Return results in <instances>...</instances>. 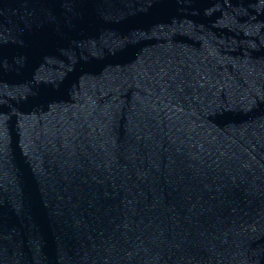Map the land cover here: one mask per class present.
I'll use <instances>...</instances> for the list:
<instances>
[{
    "label": "water",
    "instance_id": "water-1",
    "mask_svg": "<svg viewBox=\"0 0 264 264\" xmlns=\"http://www.w3.org/2000/svg\"><path fill=\"white\" fill-rule=\"evenodd\" d=\"M0 264H264V0H0Z\"/></svg>",
    "mask_w": 264,
    "mask_h": 264
}]
</instances>
